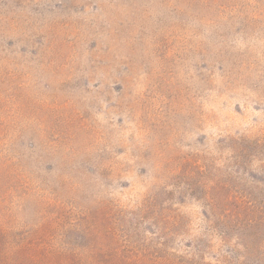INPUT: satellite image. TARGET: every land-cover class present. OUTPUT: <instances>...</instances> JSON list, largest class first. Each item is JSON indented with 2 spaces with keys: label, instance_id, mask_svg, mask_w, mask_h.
<instances>
[{
  "label": "rangeland",
  "instance_id": "1",
  "mask_svg": "<svg viewBox=\"0 0 264 264\" xmlns=\"http://www.w3.org/2000/svg\"><path fill=\"white\" fill-rule=\"evenodd\" d=\"M0 264H264V0H0Z\"/></svg>",
  "mask_w": 264,
  "mask_h": 264
}]
</instances>
